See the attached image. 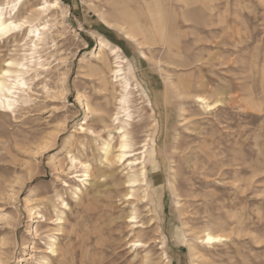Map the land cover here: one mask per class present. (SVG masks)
<instances>
[{
	"label": "rangeland",
	"instance_id": "374dc122",
	"mask_svg": "<svg viewBox=\"0 0 264 264\" xmlns=\"http://www.w3.org/2000/svg\"><path fill=\"white\" fill-rule=\"evenodd\" d=\"M41 1L26 3L22 13ZM62 1L49 16V43L41 49L47 69L29 81L15 111L0 105V264H40L47 255L55 259L51 264H264V0H187L191 6L186 0ZM148 4L177 7V36L165 14L166 33L142 46L144 59L96 10L130 25L152 18L123 11ZM99 34L123 48L132 82L150 97L135 89L132 130L139 143L147 133L156 141V207L140 199L130 205L123 187L110 193L106 184L104 146L112 136L114 151L118 143L112 117L120 85L110 72L114 57L108 66L97 57ZM164 35L173 37L171 45H163ZM138 38L145 41L141 33ZM2 42L0 64L11 54L23 57L21 46ZM197 93L222 102L206 111ZM71 156L91 163L95 174L87 182ZM113 167L116 176L127 172ZM134 206L137 228L126 217ZM206 230L226 239L204 244L199 238ZM138 238L145 244L132 246ZM54 239L60 250L47 253Z\"/></svg>",
	"mask_w": 264,
	"mask_h": 264
},
{
	"label": "bare ground",
	"instance_id": "6f19581e",
	"mask_svg": "<svg viewBox=\"0 0 264 264\" xmlns=\"http://www.w3.org/2000/svg\"><path fill=\"white\" fill-rule=\"evenodd\" d=\"M30 1L31 0H10L8 2V4L10 3V5L6 7L0 5V29H2V31H0V41H13L14 47L21 46L24 51L23 57L20 60H17L16 57H14V54H11V57L9 56L8 59H5L0 64V105L3 106L6 111H15L18 108L21 100H23L24 96L30 89L31 84L29 85V81L34 79L38 80L41 75V71L47 69L45 59L43 58L44 55L41 54V49L49 43L47 42V32L51 30L52 25V17L49 18V16L57 9L63 8L62 0H42L41 4H36V6L34 5L33 8H30V10L26 11V13H22V10L24 9L23 6L26 3L28 4V2ZM185 3L189 4L187 0L185 1ZM115 6L117 7L118 4L116 3ZM126 8L124 10H126ZM96 13V15L100 17L101 21L106 27L110 29H117L124 33L127 39L134 41L140 48L141 57L144 59L147 58V54L143 50L142 46L148 44L153 45L154 43L150 41L151 39L155 38L162 31L166 33V15L168 16V18L170 15V20L168 22L169 31H171V33H175V35L177 36V26L175 27V23H177L178 14L177 7L175 5L169 6L167 4H155L147 6L146 9H143L141 5H137L133 8L129 7V9L123 11V13L121 11L122 15L135 18L137 15L139 16L140 13H142L141 15L145 13L144 16L148 13L147 15H150V17L152 18L147 23H143L140 19L136 18L130 25H127V23L120 24L108 19V16L106 17V12H104L103 9L96 10ZM35 14H38L40 16L43 15L45 18L42 19L40 17L42 21H38L37 23H35L36 21L34 22V20L32 19V16ZM79 30L83 31L84 29L80 27ZM151 30L154 35H150ZM51 32L53 31H50V33ZM139 33L143 35L145 41L141 42L139 40ZM19 36H21V39H18ZM172 38L169 37L168 39L167 37L166 39V35H164L162 42L163 45H171L172 41L170 39ZM97 41L100 44V52H102V55L100 54V52L98 55H96L97 57H101L105 61L104 64L106 66H108V58L110 56L114 57V65L113 68L110 69V72L112 73L111 76L114 78V80L118 81L120 85L119 96L117 97L118 107L116 109L117 111L112 117V128L118 133V143L115 145L116 150L114 151V146L112 145L111 141L113 140V136L111 140L108 139V142L105 141L107 143L104 146V158L102 157L105 162H107V164L104 163V165H107L106 170L108 171V174L106 173L105 175L106 184L109 187L110 193L113 192L116 187H123L122 199L128 201L130 205H136L137 201L140 199L142 201H148L149 203L154 204V206L156 207V204H158V198L160 200L161 196V186L157 184L158 176L160 175V164L158 161L156 141L151 133H147L146 138H144L142 142L139 143L136 140V137L134 136V132L132 130L134 116L131 108L133 107V95L135 94V89H138V92H142L146 97H148V99H150L149 94L145 87L138 80L136 81V83L132 82V78L135 77L134 68L129 60L130 58L128 59V57L123 54L122 48L117 45H112V43L108 39H105L103 37L98 38ZM107 50L109 51V54H107ZM17 54L18 53H16L15 55ZM195 98L199 102L200 107H202L206 111L215 109L220 104V102H222L221 100L211 101L210 97L205 94L199 93L195 94ZM139 144L140 146H138ZM70 159L72 162V166L77 167L78 164L82 167L83 175L81 176H84L86 178L83 177L84 179L81 178L80 181H82L83 183L87 182L88 177L93 174L90 168L91 163L89 164L87 163V161H81L74 156H71ZM115 164H118L122 167L125 166L124 169H127V172L124 176L119 177L115 175V167H113ZM98 169L101 170V168ZM103 172L105 171H102V173ZM123 178L124 180H122ZM92 179L93 178H91V180ZM119 179H121V181ZM75 189L79 192L82 191L81 188L77 185ZM92 193H94V191ZM62 204L66 208L69 207L68 203L64 200ZM62 214L64 215V212ZM41 217H44V215H41ZM126 217L128 218L127 222L131 224L130 226L134 228L139 227L136 226V224L140 223V221L137 220L139 218V213L136 206H134L130 210V213ZM58 220L60 221L59 224H62L64 222V217L60 215L58 217ZM139 238L131 240L132 246H142L145 244ZM199 239L200 242L204 244H214L224 241L226 237L223 234L206 230L204 235ZM163 243L165 244V241H163ZM57 246H59L57 243V239H54L53 241H51L49 246L50 251H48L47 253H57V251L60 250ZM42 259L43 260L40 264H51L55 260L54 259L52 261L49 255L43 257ZM193 264L198 263L194 262Z\"/></svg>",
	"mask_w": 264,
	"mask_h": 264
},
{
	"label": "crops",
	"instance_id": "0c3cea01",
	"mask_svg": "<svg viewBox=\"0 0 264 264\" xmlns=\"http://www.w3.org/2000/svg\"><path fill=\"white\" fill-rule=\"evenodd\" d=\"M107 29H110V28H108V27H106ZM112 30H117V29H112ZM119 31V30H118ZM120 32V31H119ZM99 35H101V37H103V38H105V39H108L107 38V36H105V35H103V34H99ZM110 42H111V40L110 39H108ZM112 43V42H111ZM120 47V46H119ZM121 48V47H120ZM123 49V48H122Z\"/></svg>",
	"mask_w": 264,
	"mask_h": 264
},
{
	"label": "snow or ice",
	"instance_id": "6c2138e0",
	"mask_svg": "<svg viewBox=\"0 0 264 264\" xmlns=\"http://www.w3.org/2000/svg\"><path fill=\"white\" fill-rule=\"evenodd\" d=\"M0 31H2V29H0ZM5 74H7V73H5Z\"/></svg>",
	"mask_w": 264,
	"mask_h": 264
}]
</instances>
